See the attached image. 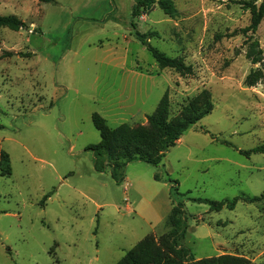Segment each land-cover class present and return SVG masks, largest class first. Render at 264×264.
<instances>
[{"label": "rangeland", "instance_id": "1", "mask_svg": "<svg viewBox=\"0 0 264 264\" xmlns=\"http://www.w3.org/2000/svg\"><path fill=\"white\" fill-rule=\"evenodd\" d=\"M135 1L0 0V15L24 23L0 30V152L11 171L1 176L0 160V264H117L167 234L178 204L195 259L264 263V198L218 211L193 201L264 194V152L241 153L264 149V16L245 33L242 4L263 0H172L173 19L156 5L133 17ZM135 31L184 68H160ZM164 94L171 117L197 97L211 111L159 165L130 162L119 181L108 166L97 172L92 114L110 128L145 125Z\"/></svg>", "mask_w": 264, "mask_h": 264}, {"label": "trees", "instance_id": "2", "mask_svg": "<svg viewBox=\"0 0 264 264\" xmlns=\"http://www.w3.org/2000/svg\"><path fill=\"white\" fill-rule=\"evenodd\" d=\"M37 1L41 3L53 2V0ZM242 4L251 13V23L244 29V32H250L253 35L264 16V0L259 6L253 3ZM153 5H156L171 19L177 16V10L172 0H136L132 9L133 17H138ZM23 26L24 23L16 16L0 15V30L7 28L11 31H18ZM152 35L153 33L140 34L136 31L134 33L135 38L145 46L160 68H173L176 71H181L184 68L181 61L169 58L156 48H152L148 42ZM249 39L251 40L249 49L254 52L255 48H258V43L252 41L251 36ZM250 62L256 64L258 62L257 57L253 55ZM210 111V104H203L201 97H197L188 99L185 104L180 106L178 115L171 117L170 103L167 95L164 94L155 110L146 116L145 125L121 124L116 128H110L105 119L93 113L91 120L99 133L100 141L90 145L87 149L94 155V169L97 172H102L108 166L111 177L115 181H119L122 178L121 176L118 177V171L130 162L140 161L151 166H157L161 163L164 154L176 145L183 134L190 127L200 122ZM257 152H264V149L255 147L249 151H241L244 155ZM0 160L3 165L1 176L7 177L11 173L8 156L0 152ZM175 183L177 184V182ZM48 197L49 195H46L42 202ZM261 198H264V194L261 197L239 196L221 202L206 199H194L193 201L208 204L211 211H218L222 208L232 210L238 201L252 203ZM168 222L170 229L167 234L158 240L153 237L143 239L128 251L117 264H240L242 262L232 256L195 259L190 250L182 244L187 230L182 204L173 206Z\"/></svg>", "mask_w": 264, "mask_h": 264}]
</instances>
